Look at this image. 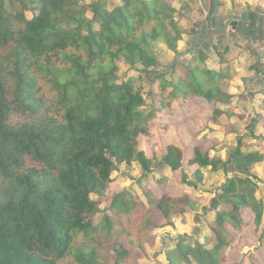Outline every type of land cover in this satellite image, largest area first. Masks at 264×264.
Returning <instances> with one entry per match:
<instances>
[{
	"label": "trees",
	"instance_id": "16d2710c",
	"mask_svg": "<svg viewBox=\"0 0 264 264\" xmlns=\"http://www.w3.org/2000/svg\"><path fill=\"white\" fill-rule=\"evenodd\" d=\"M82 1L0 0V264H135L154 246V233L172 225L174 213L197 207L196 197L155 198L148 188L144 201L126 191L104 195L118 166L136 163L144 178L182 169L179 148L168 146L156 163L138 147L154 118L143 109L141 74L155 76L156 43L175 52L183 35L174 0H122L112 10ZM242 16L241 36L262 37L260 21L250 12ZM228 51L227 44L220 62ZM120 64L138 75L119 78ZM222 78L221 70L192 66L168 95L204 99L213 106L210 123L217 124L233 116L217 105L235 98L217 85ZM162 94L157 110L170 105ZM250 123L255 142L238 138L225 160L194 146L186 165L198 182L205 168L231 176L202 207L214 213L211 235L202 243L177 236L165 252L167 264H222L243 211L261 225L263 203L251 175L264 165V135L255 133L258 120ZM182 182L196 188L183 175Z\"/></svg>",
	"mask_w": 264,
	"mask_h": 264
},
{
	"label": "rangeland",
	"instance_id": "374dc122",
	"mask_svg": "<svg viewBox=\"0 0 264 264\" xmlns=\"http://www.w3.org/2000/svg\"><path fill=\"white\" fill-rule=\"evenodd\" d=\"M101 2H105L107 9L112 10L120 5L122 0H83L80 5L92 6ZM220 3L214 25L222 24L230 18H240L241 15L250 12L263 26L262 37L258 38V32H254L250 39L242 37L238 29L232 26L228 27L226 34L207 32L198 24L207 11L206 2L200 4L198 0H174L172 5L178 12L177 19L183 31L182 39L177 43L175 52L169 51L162 43H156L153 47L158 59V67L154 70L155 76L141 74L146 103L143 109L145 112H153L154 118L149 123V135L140 137L138 147L157 163L168 146H175L184 155L182 169L176 172L154 170L144 178L136 163L131 167L118 166L117 172L112 174L113 181L104 195L111 197L115 193L126 191L144 201L143 188H148L155 198L162 195L189 196L196 197L198 203L190 213L183 215L174 213L170 219L172 225L154 233V246L147 248V257L137 259L134 261L135 264H167L165 252L174 247L177 236L186 234L196 236L202 243V237L211 235L207 226L212 223L214 213L205 212L202 207L209 206L210 198L219 192L231 174L226 175L222 171L211 172L209 168H205L201 169L203 180L198 182L193 175L195 168L186 165L192 156L194 146L201 144L208 147L211 149L210 157L225 160L228 152L236 146L238 138L242 139L244 144L255 142L251 141L248 135L252 119L258 120L254 126L255 133L264 135L262 104L264 88L259 85L260 82H256L264 75V0H220ZM26 16L30 18L31 14L27 13ZM242 22L239 21L238 28ZM194 23L200 28L198 31L193 26ZM252 25L248 20L246 26L251 28ZM197 34L199 36L196 39ZM227 44L229 51L220 62L218 53L222 52ZM246 45L249 46L248 49L244 48ZM257 57L263 59L259 64L258 68L261 70H257L258 73L249 69L256 63ZM192 66L199 69L221 70L226 75V78L219 79L217 85L235 98L228 105L218 104L217 107L224 111L228 109L232 111L233 116L230 119L223 118L217 124L210 123L213 106L204 99L193 96L184 100L169 97L173 85L179 78H186L188 68ZM137 75L136 71L119 65L117 73L119 78ZM160 93H163V100L170 102V105L157 110ZM182 175L186 177L187 182L196 184V188L193 189L182 182ZM251 177L258 185L256 198L263 203L261 225L256 228L253 213L245 209L240 227L230 229L234 239L226 248L222 264H264V165L255 167ZM105 206V203L101 205V210H104ZM101 216L99 213L92 218L94 225L99 223Z\"/></svg>",
	"mask_w": 264,
	"mask_h": 264
},
{
	"label": "water",
	"instance_id": "95a60500",
	"mask_svg": "<svg viewBox=\"0 0 264 264\" xmlns=\"http://www.w3.org/2000/svg\"><path fill=\"white\" fill-rule=\"evenodd\" d=\"M200 4L207 3V11L205 12V16L201 22L198 24L203 26L207 32H219L221 34H226L228 32V27L232 26L234 29L237 28L239 21L242 19V15L240 18H230L226 20V22L222 24H213V17L218 9V0H198ZM194 26L197 27V23H194ZM197 29V28H196ZM198 31V29H197ZM199 34H197L196 39Z\"/></svg>",
	"mask_w": 264,
	"mask_h": 264
},
{
	"label": "crops",
	"instance_id": "0c3cea01",
	"mask_svg": "<svg viewBox=\"0 0 264 264\" xmlns=\"http://www.w3.org/2000/svg\"><path fill=\"white\" fill-rule=\"evenodd\" d=\"M262 60H263V59H261V58H260V59H259L258 57L256 58V63H257V65H258V67H259V64L262 63ZM250 67H251V66H250ZM250 67H249V68H250ZM258 67H257V70H258V71L261 70V68H258ZM263 69H264V68H263ZM257 70H255V71L253 70V71L256 72V73H258ZM251 71H252V70H251ZM260 75H261V74H258V76H260ZM256 82H257V83L260 82L259 85L261 84L262 88H264V86H263V83H264V75H261L260 78H258ZM254 89H256L255 86H254Z\"/></svg>",
	"mask_w": 264,
	"mask_h": 264
},
{
	"label": "flooded vegetation",
	"instance_id": "af4514ba",
	"mask_svg": "<svg viewBox=\"0 0 264 264\" xmlns=\"http://www.w3.org/2000/svg\"><path fill=\"white\" fill-rule=\"evenodd\" d=\"M244 18V16H242V19ZM214 22V21H213ZM240 23H241V21H240ZM239 23V24H240ZM214 24V23H213ZM194 26V25H193ZM195 27V26H194ZM195 28H197V29H200L199 27H195ZM204 27H202L201 29H203ZM205 29V28H204Z\"/></svg>",
	"mask_w": 264,
	"mask_h": 264
}]
</instances>
